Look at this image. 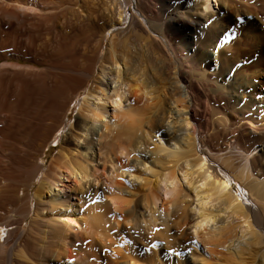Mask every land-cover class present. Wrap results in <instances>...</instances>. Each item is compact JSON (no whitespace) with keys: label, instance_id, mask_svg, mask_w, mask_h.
Masks as SVG:
<instances>
[{"label":"bare ground","instance_id":"1","mask_svg":"<svg viewBox=\"0 0 264 264\" xmlns=\"http://www.w3.org/2000/svg\"><path fill=\"white\" fill-rule=\"evenodd\" d=\"M87 8L83 0H0V264H118V252L124 264H140L132 234L173 241L176 264H264V0H105L100 25ZM60 19L61 32L95 24L87 28L99 44L108 41L97 66L73 72L59 57ZM142 34L174 56L169 86L144 58L132 62L129 35ZM48 36L59 38L50 54L35 46ZM92 77L61 151L32 189L42 166L29 137L41 143L51 131L39 121L43 99L55 98L61 79L75 91ZM211 103L220 108L209 120L233 127L237 154L202 122ZM66 178L84 186L79 210L62 189Z\"/></svg>","mask_w":264,"mask_h":264},{"label":"rangeland","instance_id":"2","mask_svg":"<svg viewBox=\"0 0 264 264\" xmlns=\"http://www.w3.org/2000/svg\"><path fill=\"white\" fill-rule=\"evenodd\" d=\"M82 1V0H81ZM84 1V3L86 4V6L88 7V8H90V9H86V11L88 10V12H90L91 14L93 13L94 15H95V12H93V10L94 11H96V16L98 15V16H100L101 17V19L103 20V21H101V22H99V25L102 23H104V24H107L106 22L108 21V16H107V12H105V0H83ZM145 1V0H144ZM233 1H236V0H233ZM101 2V3H100ZM104 6V7H103ZM144 6H145V3H144ZM146 8V10L147 11H149V9L147 8V6H145ZM133 9V10H132ZM136 9V6L133 4L129 9H127V14L129 15V14H131L132 12L134 13V10ZM89 10H91V11H89ZM89 13V14H90ZM82 22V21H81ZM63 23V24H62ZM91 24L89 25V26H87V27H91V25H95V24H93L92 22H90ZM166 22H165V20H163V23L161 22V24H162V26H163V24H165ZM64 27V20H63V22H62V19H60V22H58V27H57V29H58V31L60 32V33H62L63 35H64V32H67L65 35L67 36H63L62 37V35H61V37L62 38H64V39H62L61 40V42H59L60 43V47L62 48H60L61 50H65V47H66V49H68V51H70V52H68L67 50H66V52L64 51H60L61 53H60V56L59 57H62L63 56V58L62 59H65L64 57L65 56H67L66 57V63H67V65L69 66V68L71 69V70H73V72H74V70L76 71L77 69V71L79 72V73H81V72H83V71H85V70H87L88 68H90V67H92V66H97V63H96V57H100V56H104L105 54H106V48L108 47V41L107 42H105L104 44H99V42H100V35L95 31H91V28H87V27H85L84 28V26L83 27H77L76 26V28H75V25H73L74 26V30L72 31L71 29H69V28H72V27H67V29H66V27H65V29L63 28V30H62V32L60 31L61 29H62V26ZM96 25H98V23L96 24ZM98 25V26H99ZM93 26H92V28H93ZM83 28V29H82ZM95 28H96V30L97 31H99V27L97 28L96 26H95ZM166 28V27H165ZM75 29H76V31H75ZM79 29V30H78ZM86 29V30H85ZM162 29H164V26L162 27ZM71 30V31H70ZM89 30V31H88ZM68 32H69V34H68ZM72 36H71V35ZM49 35H52L53 36V34H51V33H49ZM69 35V36H68ZM74 35V36H73ZM131 35H134V34H131ZM131 35H129V39H128V44H129V42H130V46L128 47L129 49H128V51H129V53H131V55L130 56H133L132 54H133V52H135L134 54V56L133 57H131V58H133V59H137L138 58V61L136 60H133L132 62L136 65V66H139L140 65V62L143 60V58H144V60H143V62L147 65H145L146 67H150V68H152L153 70H154V72L156 73V78H160L159 80L160 81H163V82H161V83H167V85L169 86V84H168V82H170L171 80H169L171 77H172V73L175 71V70H173L172 68H174L175 67V64H173V63H175V62H173V61H175L174 60V56L172 55V53L170 52L169 53V51L168 50H164V51H162V49H157L156 47H154V49H156V50H154V49H152L153 48V46L151 47V46H148V41L146 40L147 39V37H146V35H144V34H142V36H140V35H135L136 37H134V36H131ZM71 36V37H70ZM91 36V37H90ZM130 36H131V39H130ZM141 37V39L139 38V37ZM73 37V38H72ZM138 37V38H137ZM144 37H146V38H144ZM52 38V39H51ZM68 38H69V41H68V43H67V40H68ZM70 38H72V39H70ZM142 38L144 39L143 41H142ZM59 39V38H58ZM58 39H56L55 40V36L54 37H50V36H48V37H46V38H44L43 40H41L40 42H38V44L40 45H35L36 46V48L37 49H44L45 50V52H47L48 54H50V53H52V51H53V47H55L57 44V42L56 41H58ZM139 39H140V41H139ZM52 40V41H51ZM109 40V39H108ZM131 40V41H130ZM50 41V42H49ZM65 41V42H64ZM144 41H147V42H144ZM44 44H43V43ZM47 42V43H46ZM52 42H53V44H52ZM62 42H64L63 44H62ZM140 43V44H139ZM146 45H145V44ZM42 44V45H41ZM70 45L71 46V44L73 45V48H72V46H71V48H70V46H67V45ZM51 45H53L52 47H51ZM141 45H142V48H141ZM147 47H145V46ZM39 46V47H38ZM41 47V48H40ZM63 47H64V49H63ZM68 47V48H67ZM104 47V48H103ZM134 47V48H133ZM56 48V47H55ZM131 48V49H130ZM143 48H145V50L143 49ZM152 50H151V49ZM140 50L139 51V53H138V51H136V50ZM146 49H149L150 50V52H146ZM130 50H133V51H130ZM154 50V51H153ZM176 49H174V51H175ZM153 51V52H152ZM178 50H176V52H177ZM65 53V54H63V53ZM72 52V53H71ZM164 52H166V53H163ZM69 53V54H68ZM143 53H144V55H143ZM147 53V54H146ZM154 53V54H153ZM70 54H71V56L73 55V62L71 61V57H70V59H68V57L70 56ZM142 56H141V55ZM148 54H149V57H147L148 56ZM169 54V55H168ZM179 54V53H178ZM181 54V55H180ZM179 54V56L178 57H183V53H180ZM59 55V54H58ZM99 55V56H98ZM136 55H138V56H136ZM153 55H155V58H153L154 56ZM157 55H160L159 56V58L158 59H156L158 56ZM167 55V56H166ZM171 55H172V57H171ZM94 56H96L95 58H94ZM141 56V57H140ZM163 56H164V58H163ZM169 57L170 58H173V60L171 59V60H169ZM150 58V59H149ZM68 59V60H67ZM141 59V60H140ZM146 59V60H145ZM148 59V60H147ZM161 61H160V60ZM166 59H168V60H166ZM70 60V61H69ZM76 60V61H75ZM155 60H158V61H156L155 62ZM166 61H169L168 63L166 62ZM172 61V62H171ZM14 62V61H13ZM75 62H76V64H75ZM143 62H141V64H143ZM74 63V66L72 65ZM23 65L25 64V65H27V63H22ZM162 64V66H160ZM166 64V65H165ZM77 67H76V66ZM170 65V66H169ZM171 65H172V68H170L171 67ZM72 68H71V67ZM159 66V67H158ZM163 66H165V67H163ZM167 66H169V68H167ZM161 67H163V68H166V69H163V71H161L162 69H160ZM77 68V69H76ZM158 68H159V70H158ZM157 69V70H156ZM172 69V70H171ZM185 69L186 70H188L189 68L188 67H185ZM156 70V71H155ZM166 70H169V74L170 75H168V72H166ZM50 72H47L46 74H52V75H54L55 74V72H56V74L58 73H60L59 75H65V73H63V72H61L60 70H59V72H57V71H55V72H53L52 70H49ZM52 71V72H51ZM158 71H160V74H161V77H160V74H159V72ZM171 71V72H170ZM173 71V72H172ZM190 72V71H189ZM63 73V74H62ZM164 73V74H163ZM192 73V72H191ZM46 74H45V78L44 79H46L48 76V81L46 80V82H47V84L49 85V80H52V79H49V78H51L50 77V75H47L46 76ZM55 74V75H56ZM57 74V75H58ZM78 73H75V75H77ZM74 75V74H73ZM192 75H195L196 76V74H194V72L192 73ZM78 76V75H77ZM166 76H168V77H166ZM194 76V77H195ZM59 77V76H58ZM170 77V78H169ZM164 78H167V79H164ZM94 79H95V77H92V78H90L88 81H87V83H86V85H83V86H81V87H77V88H75L74 90L75 91H72V90H68V84L66 85V80H64V79H61L62 81H65V84L63 83V86H62V84H60L59 86H62V87H57L59 90L57 91V89H56V91L60 94V96H59V94H57V92H55L54 91V93H56V96H58V98H56V96H55V94H54V97L55 98H53V96L52 97H50V94H51V92H50V94L48 93L47 94V96H49V97H45L44 99H45V101H44V99H43V101H42V104H41V106L39 107V109L42 107L43 109H41L42 110V114L40 113V118L39 119H41V120H39V121H42L43 123H44V125H48L49 127H50V129H49V127H48V129L49 130H51L50 132L48 131V133H47V138H45V140L43 141V142H39L38 140H36V138H34L33 136H30L29 137V141L30 142H37L38 144H40V146L38 147V148H36V149H34V152H35V155H36V158L37 157H39L38 159H36L37 161H38V163L42 166V169H41V172L39 173V175H38V178L34 181V185H33V187H32V189H34L38 184H39V182H40V180H41V178L44 176V174L46 173L45 171H47V169H48V167H50V165L52 164V161H54L53 159H55L57 156H58V153L61 151L60 149L62 148V141H63V138L65 137V136H67V135H69V133H70V131H71V129H72V127L74 126L73 124H75V122H76V120H77V115H78V113H79V104H80V101H81V99L85 96V92L93 85V82H94ZM161 79H163V80H161ZM59 80V79H58ZM60 80V83L62 82ZM164 80H166V81H164ZM77 86H80V85H77ZM60 91H61V93H60ZM199 93V92H198ZM197 93V96H199V94ZM53 94V93H52ZM200 97V96H199ZM48 98V99H47ZM54 99H55V101H54ZM58 100V101H57ZM56 101L57 102H61L62 101V103H60V104H58V103H56ZM65 102V103H64ZM49 103V104H48ZM66 103H69L67 106L65 105ZM46 104H48V105H46ZM211 104H212V106H211ZM210 104V106H209V108L207 109L208 110V112L206 113H202V115H201V117H202V122L206 125V127H207V129H209V130H211L212 132H213V135H219L218 137H221V138H227L226 139V142H224V144H225V146L228 148L227 149V152H228V150H229V154L231 153V154H237L238 152L237 151H234V150H232V148H233V145H234V143H235V139H232V140H230V141H228L230 138H228V137H232V130H233V127H231V131H230V129H229V131H230V133H228L229 131L227 130V132L225 131V129L224 130H222L221 128L220 129H218V127L217 126H215L210 120H209V118H210V114L211 113H213V111H216V110H218L220 107L217 105V104H215V103H211ZM215 104V105H214ZM52 105V106H51ZM71 105V106H70ZM214 105V106H213ZM54 107V108H53ZM56 107V108H55ZM213 107H214V110H213ZM211 108V109H210ZM215 108H217V109H215ZM48 109V110H47ZM56 110V111H55ZM211 110V113H209V111ZM48 112V113H47ZM51 112V113H50ZM53 113V114H52ZM61 114V115H60ZM44 116V117H43ZM51 117H53V118H51ZM60 117V118H59ZM64 117V118H63ZM42 118H44V119H42ZM209 120V121H208ZM38 121V122H39ZM46 122V123H45ZM54 122V123H53ZM211 122V123H210ZM39 123H41V122H39ZM53 124V125H52ZM210 124V125H209ZM213 125V127H212V125ZM73 125V126H72ZM72 126V127H71ZM216 128H215V127ZM213 128H215V129H213ZM216 131V132H215ZM225 132V133H224ZM232 132V133H231ZM220 133V134H219ZM222 133H223V135H222ZM228 133V134H227ZM77 134H80V133H77ZM225 134V135H224ZM232 134V135H231ZM46 137V136H45ZM104 138H103V141H110L111 139H109V137L108 136H103ZM107 138V139H106ZM220 138V139H221ZM97 139V138H96ZM109 139V140H108ZM82 140H81V144H82ZM80 148H82L83 149V147L81 146ZM28 151H30V149H27ZM31 151H33L32 150V148H31ZM79 152H81V150L79 151ZM237 152V153H236ZM94 153H95V150H94ZM226 153V152H225ZM225 153H221V154H225ZM257 153V152H256ZM96 155V162H95V164H100V165H98V166H101L102 164L99 162V157H98V155L97 154H95ZM213 155H216L215 153L213 154ZM244 155V154H243ZM245 156V155H244ZM210 162V164L213 166V167H215L216 169H218L219 170V167H218V164L216 163V160H214L213 158H212V160L210 159L209 160ZM99 168V167H98ZM99 171H101V169L99 168ZM13 187H16V185L15 186H13ZM18 187V186H17ZM83 188V189H82ZM234 188H235V190L238 192V193H242L241 192V188H240V185L239 184H237V183H234ZM62 189H63V191H64V193L67 195V196H69V201H70V203L71 204H75V207H76V209H78L79 210V208H78V204H80V202H82L81 200H80V193L78 192V190H84V186H82V184H81V182H80V180L78 181V179H72V178H66L65 179V181H64V183H63V185H62ZM85 197V196H84ZM87 206H85L84 205V208H86ZM81 215V214H80ZM31 225V218L30 219H28L25 223H24V225H23V229H24V231L26 232V231H28L29 230V226ZM133 235V234H132ZM132 235H131V242H133L134 243V245L130 242V244H131V246H130V248H131V251H130V254L131 255H133L136 259H137V261L141 264H176L177 262H176V258H175V252H176V246H175V243L173 242V241H167V240H165V239H162L161 240V238H156V239H154V244H151V243H149V241H148V239H147V237H145V236H140V235H137V236H135L134 235V237H132ZM6 237H7V231H6ZM136 237H137V239H136ZM2 238H4L5 239V237H2ZM134 238V240L132 241V239ZM141 239V240H140ZM140 242V243H139ZM154 246L156 247V252H158V253H156L155 252V249H154ZM168 246V247H167ZM135 249V250H134ZM134 253V254H133ZM156 253V254H155ZM117 255H118V257H119V261H117V263L118 264H124L125 263V261L123 260V259H121V258H123V254L124 253H116ZM179 254H180V252H179ZM100 256H101V254H100ZM166 256V257H165ZM139 257V258H138ZM159 257V258H158ZM158 260V261H157ZM122 261H124V262H122ZM92 262H95L96 264H97V261L96 260H92L91 261V264H95V263H92ZM154 262V263H153ZM161 262V263H160Z\"/></svg>","mask_w":264,"mask_h":264}]
</instances>
